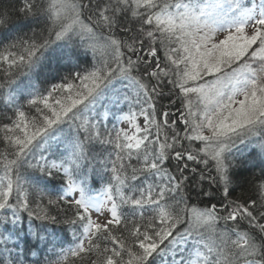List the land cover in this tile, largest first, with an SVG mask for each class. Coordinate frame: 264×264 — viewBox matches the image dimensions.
<instances>
[{
  "label": "snow or ice",
  "instance_id": "6c2138e0",
  "mask_svg": "<svg viewBox=\"0 0 264 264\" xmlns=\"http://www.w3.org/2000/svg\"><path fill=\"white\" fill-rule=\"evenodd\" d=\"M0 264H264V0H0Z\"/></svg>",
  "mask_w": 264,
  "mask_h": 264
},
{
  "label": "trees",
  "instance_id": "16d2710c",
  "mask_svg": "<svg viewBox=\"0 0 264 264\" xmlns=\"http://www.w3.org/2000/svg\"><path fill=\"white\" fill-rule=\"evenodd\" d=\"M95 187H96L97 190L101 187V185L99 184V182H97V184L95 185ZM68 240L71 241V235L70 234H68Z\"/></svg>",
  "mask_w": 264,
  "mask_h": 264
},
{
  "label": "rangeland",
  "instance_id": "374dc122",
  "mask_svg": "<svg viewBox=\"0 0 264 264\" xmlns=\"http://www.w3.org/2000/svg\"><path fill=\"white\" fill-rule=\"evenodd\" d=\"M249 31H250V29H249ZM224 35H225V33H220L218 35L217 39H222ZM93 218H95V214H93Z\"/></svg>",
  "mask_w": 264,
  "mask_h": 264
}]
</instances>
